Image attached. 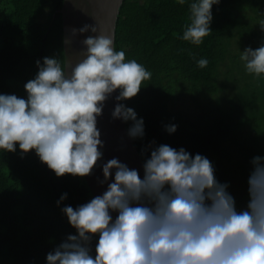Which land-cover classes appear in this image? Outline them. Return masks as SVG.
Here are the masks:
<instances>
[{
	"label": "clouds",
	"instance_id": "obj_1",
	"mask_svg": "<svg viewBox=\"0 0 264 264\" xmlns=\"http://www.w3.org/2000/svg\"><path fill=\"white\" fill-rule=\"evenodd\" d=\"M219 3H190V23L180 39L201 45L212 32V7ZM258 25L264 32V20ZM88 32L93 35L81 41L83 58L70 75L57 57H44L42 63L36 61L35 77L24 84L27 98L0 94V152L15 153L18 145L23 158L34 151L58 178L90 176L101 161L104 144L97 118L113 93L118 92L112 119L132 122L130 139L145 135L144 120L124 101L135 98L152 73L137 60H127L124 50H116L113 37L96 27L84 25L72 35ZM240 60L248 74L264 75V44L246 48ZM208 63L202 58L197 66ZM177 127L170 124L165 130L173 134ZM250 163L248 201L238 209L229 185L217 181L211 161L199 153L193 156L167 144L152 148L143 163V178L112 158L101 165L99 183L107 184L103 194L77 208H62L76 234L47 253L46 262L264 264V158L256 156ZM65 199L67 193L57 205Z\"/></svg>",
	"mask_w": 264,
	"mask_h": 264
},
{
	"label": "trees",
	"instance_id": "obj_2",
	"mask_svg": "<svg viewBox=\"0 0 264 264\" xmlns=\"http://www.w3.org/2000/svg\"><path fill=\"white\" fill-rule=\"evenodd\" d=\"M192 2L120 4L115 48L152 73L139 94L124 101L144 120V137L131 140L142 165L161 144L208 159L218 148L234 146V152L212 165L239 209L248 201L250 162L264 158V75L248 74L240 60L246 48L264 44L258 25L264 20V0H220L212 7V32L199 46L180 39L190 23ZM61 6L62 0H0V94L27 98L24 84L38 72L37 60L57 57L64 66ZM202 58L209 61L205 68L197 66ZM181 95L203 107L202 112L191 119L174 110ZM131 124L124 122L126 130ZM170 124L178 126L173 134L165 130ZM64 193L67 199L58 206ZM91 199L83 178L56 177L34 151L23 158L18 145L15 153L0 152V264H47V253L76 234L62 208ZM96 242L98 236L93 237V255Z\"/></svg>",
	"mask_w": 264,
	"mask_h": 264
},
{
	"label": "water",
	"instance_id": "obj_3",
	"mask_svg": "<svg viewBox=\"0 0 264 264\" xmlns=\"http://www.w3.org/2000/svg\"><path fill=\"white\" fill-rule=\"evenodd\" d=\"M121 2L122 0H62L59 12L62 25L63 58L64 66L68 67L69 75L72 67L83 58L81 52L84 49L81 41L88 35H93V33L88 32L73 36L72 30L90 25L96 27L98 33L102 31L114 38L115 22ZM65 40L67 43H65ZM116 95L117 93H113L105 102L103 114L97 118V128L101 133L100 139L104 144V147L100 149L103 153L102 159L90 176L83 177L92 198L102 195L107 189L106 183H99L100 180H103L101 165L112 158H117L130 169L138 170L141 178L144 175L142 162L132 140L127 136L124 122L112 119L111 113L116 104ZM111 179H114V170ZM111 215L114 220L117 213L113 212Z\"/></svg>",
	"mask_w": 264,
	"mask_h": 264
},
{
	"label": "rangeland",
	"instance_id": "obj_4",
	"mask_svg": "<svg viewBox=\"0 0 264 264\" xmlns=\"http://www.w3.org/2000/svg\"><path fill=\"white\" fill-rule=\"evenodd\" d=\"M196 99V98H195ZM179 102H177V103H175L176 105H175V107H174V110L175 109H177L178 111H184L185 112V114H190V116H188L189 118H194V116L195 115H198V114H200L202 111V109H203V107H199V106H195L194 104H193V102L191 101V100H189V99H187L185 96H180L179 97ZM198 101V99L197 100H195V102H197ZM206 103V102H205ZM204 102H203V104H205ZM214 103V102H213ZM212 103V104H213ZM212 106V105H211ZM211 106L210 105H207L206 107H209V108H211ZM218 106V104H215V106H214V108H216ZM210 114V113H209ZM243 116V115H242ZM241 117V116H240ZM239 118V117H238ZM242 119H246V117H241V119L240 120H242ZM227 144V143H226ZM233 147L234 146H232V145H227L226 147H224V148H218L217 149V154H214L213 156H210V161H211V163H212V161H217V160H223V158L225 157V154L227 153L228 154V156L230 155V152H234L233 151ZM224 149H227L226 150V152L224 151ZM221 152H223V153H221ZM225 152V153H224Z\"/></svg>",
	"mask_w": 264,
	"mask_h": 264
}]
</instances>
